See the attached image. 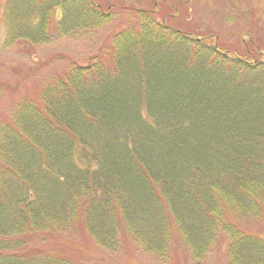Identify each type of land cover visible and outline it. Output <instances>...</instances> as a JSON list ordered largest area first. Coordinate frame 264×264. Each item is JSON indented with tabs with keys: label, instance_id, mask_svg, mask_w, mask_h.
<instances>
[{
	"label": "trees",
	"instance_id": "1",
	"mask_svg": "<svg viewBox=\"0 0 264 264\" xmlns=\"http://www.w3.org/2000/svg\"><path fill=\"white\" fill-rule=\"evenodd\" d=\"M104 1L0 0L6 49L126 17L89 64L0 118V264H84L24 240L81 234L111 255L135 247L166 263L181 247L194 264L219 250L264 264V54Z\"/></svg>",
	"mask_w": 264,
	"mask_h": 264
},
{
	"label": "rangeland",
	"instance_id": "2",
	"mask_svg": "<svg viewBox=\"0 0 264 264\" xmlns=\"http://www.w3.org/2000/svg\"><path fill=\"white\" fill-rule=\"evenodd\" d=\"M104 4L128 9L155 7L169 16L166 23L171 27L195 36L210 35L222 50L241 51L251 41L264 54V0H105ZM119 15L88 35L62 38L35 47L18 43L8 49L3 47L5 30L0 16V85L17 86L0 94V118L6 116L22 96H34L46 78L63 73L69 64H89L104 47L110 33L124 26L126 17ZM261 228L264 229V224ZM84 238L81 234L75 245L64 243L66 240L60 238L44 242L34 237L24 240L28 250L52 251L78 258L84 264H194L181 247H173L168 261L161 263L135 247L120 254H107ZM204 264H226L223 251L210 254Z\"/></svg>",
	"mask_w": 264,
	"mask_h": 264
}]
</instances>
